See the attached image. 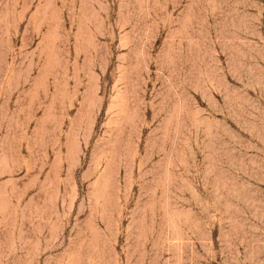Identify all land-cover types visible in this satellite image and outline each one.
<instances>
[{"label":"rangeland","instance_id":"obj_1","mask_svg":"<svg viewBox=\"0 0 264 264\" xmlns=\"http://www.w3.org/2000/svg\"><path fill=\"white\" fill-rule=\"evenodd\" d=\"M0 264H264V0H0Z\"/></svg>","mask_w":264,"mask_h":264}]
</instances>
